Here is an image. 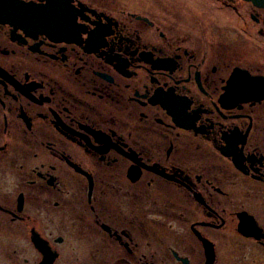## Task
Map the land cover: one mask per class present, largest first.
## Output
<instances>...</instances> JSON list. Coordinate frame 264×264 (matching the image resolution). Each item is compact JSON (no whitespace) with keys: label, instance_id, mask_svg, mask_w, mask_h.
<instances>
[{"label":"flooded vegetation","instance_id":"flooded-vegetation-1","mask_svg":"<svg viewBox=\"0 0 264 264\" xmlns=\"http://www.w3.org/2000/svg\"><path fill=\"white\" fill-rule=\"evenodd\" d=\"M53 211L80 264H264V0H0V233L57 264Z\"/></svg>","mask_w":264,"mask_h":264},{"label":"rangeland","instance_id":"rangeland-1","mask_svg":"<svg viewBox=\"0 0 264 264\" xmlns=\"http://www.w3.org/2000/svg\"><path fill=\"white\" fill-rule=\"evenodd\" d=\"M60 214L61 212L59 211H53L50 213V216H54L55 219L53 218L42 221L39 228L44 231L45 226L49 224L50 229L47 231L50 232L51 230H55L54 240L58 236H65V239H67V241L65 240L62 244H57L53 240V243L59 248L60 251H62L64 255L62 259L57 261V264H80V260L76 258L79 257V254L81 255L83 253V248L81 249L82 243L80 240L70 236V234L67 232H65L64 235L61 234L64 227L63 218ZM43 216H45V212ZM152 216L154 217L156 215ZM16 234L17 233L14 230H7V232L5 231L0 233V264H37V262L41 260V256L38 255L37 251L34 249L30 235L22 237L18 240L15 237ZM84 248L86 251L85 259L87 261L89 258H91V247L90 245H86ZM27 258L30 260L29 263H26L25 261Z\"/></svg>","mask_w":264,"mask_h":264},{"label":"water","instance_id":"water-1","mask_svg":"<svg viewBox=\"0 0 264 264\" xmlns=\"http://www.w3.org/2000/svg\"><path fill=\"white\" fill-rule=\"evenodd\" d=\"M9 8L7 7V11ZM13 9L12 12H7L9 16H14L17 12V17L22 20L24 26L27 28L38 27L45 29L42 31L52 36L50 30L53 27V19H56V17L52 13L53 8L49 5L36 7L31 3L17 2L13 6ZM33 242L44 255V260L41 264H54L58 254L52 251L49 243L36 232L33 233Z\"/></svg>","mask_w":264,"mask_h":264}]
</instances>
